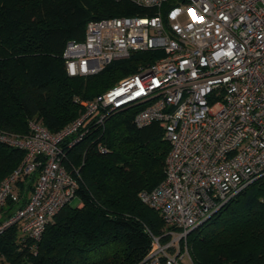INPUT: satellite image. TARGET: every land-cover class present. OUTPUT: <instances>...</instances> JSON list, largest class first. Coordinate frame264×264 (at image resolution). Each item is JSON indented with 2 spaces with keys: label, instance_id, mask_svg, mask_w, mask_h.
I'll list each match as a JSON object with an SVG mask.
<instances>
[{
  "label": "built area",
  "instance_id": "2783aa9c",
  "mask_svg": "<svg viewBox=\"0 0 264 264\" xmlns=\"http://www.w3.org/2000/svg\"><path fill=\"white\" fill-rule=\"evenodd\" d=\"M126 1L152 12L89 20L83 39L65 44L67 74H97L137 51L159 54L97 95L76 98L80 114L57 131L35 121L25 136L0 131V142L25 152L0 179V233L18 223L22 239L38 240L78 187L62 162L66 149L110 112L135 107V125L157 123L169 143L163 179L138 197L171 236H153L138 264H183L188 232L264 175V0ZM34 172L24 204L4 217L8 200H22L18 182Z\"/></svg>",
  "mask_w": 264,
  "mask_h": 264
},
{
  "label": "trees",
  "instance_id": "16d2710c",
  "mask_svg": "<svg viewBox=\"0 0 264 264\" xmlns=\"http://www.w3.org/2000/svg\"><path fill=\"white\" fill-rule=\"evenodd\" d=\"M151 12L126 0H0V131L25 136L29 121L57 131L80 114L76 98H91L153 60L158 52L137 51L97 74L71 76L62 57L68 40L83 39L89 20ZM136 111L110 112L66 149L62 162L77 179V205L66 203L38 240L22 239L18 223L8 226L0 233V259L138 264L153 236L162 243L170 239L160 214L138 197L163 179L169 143L157 123L137 127ZM24 155L22 148L0 142V179ZM36 177L34 172L18 182L22 200H8L4 217L24 204ZM185 241L189 264H264V175L188 232ZM180 244L182 250L183 240Z\"/></svg>",
  "mask_w": 264,
  "mask_h": 264
},
{
  "label": "rangeland",
  "instance_id": "374dc122",
  "mask_svg": "<svg viewBox=\"0 0 264 264\" xmlns=\"http://www.w3.org/2000/svg\"><path fill=\"white\" fill-rule=\"evenodd\" d=\"M77 203H78V198H77V197H74V198L71 199L70 202H69V204H70L71 206H75V205H77ZM166 230H167V226L164 224V225L162 226V231L165 232ZM182 262H183L184 264H189V263H190V262H189V258H188L186 255L183 257ZM0 264H8V262L5 261V260L0 259Z\"/></svg>",
  "mask_w": 264,
  "mask_h": 264
}]
</instances>
